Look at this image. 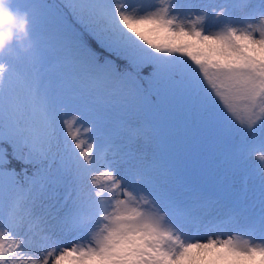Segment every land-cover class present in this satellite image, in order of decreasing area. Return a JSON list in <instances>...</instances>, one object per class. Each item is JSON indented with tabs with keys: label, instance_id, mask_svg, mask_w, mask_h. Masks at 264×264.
<instances>
[{
	"label": "snow or ice",
	"instance_id": "snow-or-ice-1",
	"mask_svg": "<svg viewBox=\"0 0 264 264\" xmlns=\"http://www.w3.org/2000/svg\"><path fill=\"white\" fill-rule=\"evenodd\" d=\"M0 9V264H264V0Z\"/></svg>",
	"mask_w": 264,
	"mask_h": 264
},
{
	"label": "clouds",
	"instance_id": "clouds-1",
	"mask_svg": "<svg viewBox=\"0 0 264 264\" xmlns=\"http://www.w3.org/2000/svg\"><path fill=\"white\" fill-rule=\"evenodd\" d=\"M25 35L26 22H21L10 10L0 9V52L14 40L23 42Z\"/></svg>",
	"mask_w": 264,
	"mask_h": 264
},
{
	"label": "rangeland",
	"instance_id": "rangeland-1",
	"mask_svg": "<svg viewBox=\"0 0 264 264\" xmlns=\"http://www.w3.org/2000/svg\"><path fill=\"white\" fill-rule=\"evenodd\" d=\"M221 123L223 124V117H221ZM225 130H227V125L224 124Z\"/></svg>",
	"mask_w": 264,
	"mask_h": 264
},
{
	"label": "trees",
	"instance_id": "trees-1",
	"mask_svg": "<svg viewBox=\"0 0 264 264\" xmlns=\"http://www.w3.org/2000/svg\"><path fill=\"white\" fill-rule=\"evenodd\" d=\"M17 167H19V166H17Z\"/></svg>",
	"mask_w": 264,
	"mask_h": 264
}]
</instances>
